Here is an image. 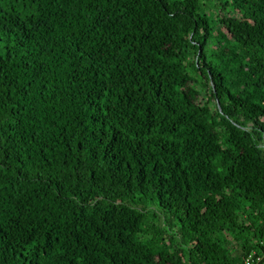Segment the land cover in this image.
Masks as SVG:
<instances>
[{
    "label": "trees",
    "instance_id": "obj_1",
    "mask_svg": "<svg viewBox=\"0 0 264 264\" xmlns=\"http://www.w3.org/2000/svg\"><path fill=\"white\" fill-rule=\"evenodd\" d=\"M264 264V0H0V264Z\"/></svg>",
    "mask_w": 264,
    "mask_h": 264
},
{
    "label": "built area",
    "instance_id": "obj_2",
    "mask_svg": "<svg viewBox=\"0 0 264 264\" xmlns=\"http://www.w3.org/2000/svg\"><path fill=\"white\" fill-rule=\"evenodd\" d=\"M243 264H254V257L252 255L247 256L244 259Z\"/></svg>",
    "mask_w": 264,
    "mask_h": 264
},
{
    "label": "bare ground",
    "instance_id": "obj_3",
    "mask_svg": "<svg viewBox=\"0 0 264 264\" xmlns=\"http://www.w3.org/2000/svg\"><path fill=\"white\" fill-rule=\"evenodd\" d=\"M250 255H252V254H250ZM249 256V255H248ZM253 256V255H252ZM254 257V256H253ZM244 262V261H243ZM243 264V263H242Z\"/></svg>",
    "mask_w": 264,
    "mask_h": 264
}]
</instances>
